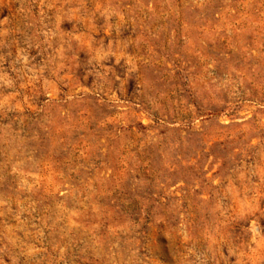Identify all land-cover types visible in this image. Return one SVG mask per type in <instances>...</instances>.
<instances>
[{"label":"rangeland","instance_id":"rangeland-1","mask_svg":"<svg viewBox=\"0 0 264 264\" xmlns=\"http://www.w3.org/2000/svg\"><path fill=\"white\" fill-rule=\"evenodd\" d=\"M0 264H264V0H0Z\"/></svg>","mask_w":264,"mask_h":264}]
</instances>
